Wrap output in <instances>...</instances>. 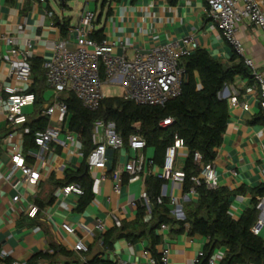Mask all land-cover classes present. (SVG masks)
I'll list each match as a JSON object with an SVG mask.
<instances>
[{
    "label": "crops",
    "instance_id": "crops-1",
    "mask_svg": "<svg viewBox=\"0 0 264 264\" xmlns=\"http://www.w3.org/2000/svg\"><path fill=\"white\" fill-rule=\"evenodd\" d=\"M112 1L106 8L105 1L101 3L94 33L99 32L102 40L116 43L113 50L116 56L131 60L136 53H146L156 45L191 38L200 50L223 65H235L242 60L221 39L219 31L212 29L204 0ZM261 2L264 10V0ZM55 4L58 11L48 0H0V83L6 80L10 64L14 61L8 55L11 47L2 37L13 39L16 43L14 47L24 48L25 43H30L32 47L29 64L33 68V75L29 89L34 94L29 95L33 96V103L22 110L27 122L42 118L41 110L54 100L53 92L45 87L43 69L52 56L53 44L65 40L67 50L74 48V36L68 29L78 23L82 11L75 16L72 10L69 12L68 8L61 6L60 0H55ZM83 9H88V6L84 5ZM63 23L67 27L65 36L60 32ZM18 27L23 29L21 35L17 33ZM237 37L243 48V58L251 60L255 69L264 74L263 32L249 21L242 20L237 25ZM194 78L200 88L197 73ZM248 85L246 78L237 77L221 91L219 98L227 102L229 117L222 143L215 150L214 163L219 188L231 194L229 214L232 219L237 220L255 203L257 222H262L259 236L264 238V192L261 195L252 192L264 186V112L258 93L245 94ZM234 90L239 94L238 101L248 106L247 111L229 105ZM2 99L3 95L0 94V101ZM45 122L46 127L61 128L56 118L45 119ZM8 129L10 127L0 106V136ZM12 129L18 139L22 138L23 145L28 129L22 128V124ZM79 144L80 147L72 155H67L57 143L52 144L50 153L45 155L47 164L41 179L35 185L18 183L13 189L3 180L10 161L5 152L6 146L0 145V264L12 261L24 264H88L95 257L100 262L110 264L119 261L150 264V237L147 233L138 236V231L130 227L136 220L140 197L147 193L145 178H157L162 172L163 159L155 157L154 149L147 147L142 152L146 160L144 174L133 183H128L127 175L123 174L120 193L115 194L110 174L121 172L123 166L136 155L127 146L119 151H108L105 180H100L102 173L98 171L90 173L87 168L83 171L91 180L97 178L98 181L92 182V200L78 211L79 199L73 196L62 199L57 197L56 192L65 186L67 173L78 171L85 161L79 156V151L83 153L81 139ZM23 153L27 162L33 163L27 156L37 154L38 149L34 146L23 147ZM176 154L175 170H181L188 152L182 147ZM150 160H154V163ZM21 177V173L16 172L15 182ZM163 185L167 188V196L176 198L182 212L196 200L193 195L183 194L182 184L165 181ZM16 195L20 199L13 207L11 198ZM168 208L172 212L169 205ZM114 219L126 225L127 231L135 236L112 239L110 231L115 229ZM97 220L102 221L106 229L102 234L94 232L92 237H87L80 230L69 236L61 228L63 223H67L75 228L81 224L93 229ZM188 230L189 225L184 224L181 231L176 226H168L163 233L158 229L154 232L160 238L155 251L159 255L162 250H167V264H195L198 255L207 248V238L189 235ZM107 234L106 240L111 241L108 248L102 242ZM79 239L87 245L86 253L73 250ZM225 252L223 247L215 249L211 256L212 264H220Z\"/></svg>",
    "mask_w": 264,
    "mask_h": 264
},
{
    "label": "built area",
    "instance_id": "built-area-1",
    "mask_svg": "<svg viewBox=\"0 0 264 264\" xmlns=\"http://www.w3.org/2000/svg\"><path fill=\"white\" fill-rule=\"evenodd\" d=\"M98 0H86L85 6L90 2L97 3ZM207 6V15L212 23V29L219 31L223 39L233 50L234 54L242 58L243 64L249 70L253 83L245 88V94L258 93L260 106L264 112V74L258 72L252 61L243 58V48L237 37V25L242 20L261 30L264 34V10L261 0H204ZM97 12L95 10L83 9L78 23L70 27L68 32L74 36V48L67 50L65 40H59L52 46V56L45 62L44 79L45 87L52 91L54 100L46 108L42 109L40 116L45 119L56 118L61 124V128L46 127L34 133V147L38 149L37 154H28L33 163H28L23 153L22 138L16 137L12 127L23 124L26 119L22 110L33 103V96L27 92L32 79L31 66L29 64L32 47L30 43H25L24 48L14 47L16 43L13 39L2 37V40L11 48L8 55L14 59L10 64L6 80L0 83V94L3 95L1 111L11 129L0 145L6 146V155L9 157V168L3 180L12 189L16 184L24 183L35 185L42 177V171L46 170L45 155L50 153L51 145L57 143L67 155H72L80 147V136L69 130V114L66 104L60 100V95L71 93L81 104L90 111H96L102 100L105 98L103 86H117L121 90L120 97L124 101L132 102L136 106L143 107H163L169 100L177 98L181 94L184 69L182 60L190 57L199 49L198 44L191 38L182 41L171 42L163 45H156L146 53H136L131 60H126L113 54L116 43L105 40L95 41L91 38L95 31L97 22ZM17 33L22 34V27L17 28ZM123 47V43H119ZM238 92L233 91L229 99V105L233 108L239 107L243 111L248 110L245 103L238 101ZM171 120L162 122L161 126L170 125ZM62 138V139H61ZM94 147L86 158L81 151L79 156L85 159L88 172H100V180L107 178L105 175L107 152L119 151L125 147L123 140L117 132L113 121L98 122L95 124ZM183 147V142L176 140L173 146L166 148L163 158L162 172L157 178L164 181L182 184L184 174L180 170H175L177 150ZM127 148L135 153L132 161L127 162L121 172H112L110 179L113 182V191L120 193L123 183V174L127 175V182L133 183L144 174L146 160L142 152L146 149V143L140 134L135 133L129 136ZM193 162L199 167V174L194 180L195 187L203 184L209 190L219 188L218 177L214 161L203 163L198 152L193 154ZM20 172L22 177L16 181V172ZM235 175V173H233ZM97 178L92 182H97ZM166 186L163 185L160 195L155 198V204L161 205L163 198L168 199V205L172 208V216L179 221L184 220V214L177 203L176 198L168 197ZM84 194L82 187L77 183L65 185L57 189L56 195L59 198L75 197L80 199ZM190 195L196 197L195 188H191ZM18 195L11 198V205L14 207L19 202ZM140 205L145 209L144 222L151 219L153 201L142 194ZM121 223L114 219V227L119 228ZM62 230L69 236L74 235L77 230L83 232L87 237H92L94 232L104 233L105 225L97 220L93 229H89L81 224L76 228L63 223ZM262 222H256L251 232L260 235ZM161 233L168 230V226L163 224L158 229ZM73 250L79 253L88 251L87 245L82 239L77 240ZM167 250H162L159 254V263L167 264ZM202 253L198 255L195 264H198ZM150 264L156 261L150 257ZM9 264H24L19 261H12ZM116 264H128L119 261ZM208 264H212L211 259Z\"/></svg>",
    "mask_w": 264,
    "mask_h": 264
},
{
    "label": "trees",
    "instance_id": "trees-1",
    "mask_svg": "<svg viewBox=\"0 0 264 264\" xmlns=\"http://www.w3.org/2000/svg\"><path fill=\"white\" fill-rule=\"evenodd\" d=\"M66 7V2L64 0ZM118 1V0H114ZM135 2L136 0H130ZM103 2V1H102ZM104 4V3H103ZM66 24L60 26V32L66 35ZM91 38L101 41L99 32L92 34ZM184 69L181 94L169 100L163 107L136 106L132 102L124 101L121 97L104 98L99 108L90 112L84 109L79 101L71 94L65 93L62 100L68 109L69 130L78 134L81 139L84 158L93 145L95 124L98 122L113 121L117 132L121 136L125 147L130 135L138 133L146 143V148H153L155 157L164 158L166 148L173 146L176 140L183 142L187 150L181 172L184 174L182 183L183 194H189L195 188L196 200L183 210L184 220L179 221L170 215L168 199L163 198L162 204H155L154 200L160 195L165 183L159 178L146 177L147 196L153 201L150 221L144 223L145 209L138 207V214L130 229L137 230L138 236L147 233L150 237L149 252L151 257L159 263V255L155 246L160 238L154 232L163 224L178 227L183 230L184 224L189 225V235H199L207 238L209 244L202 253L198 264H208L212 252L223 247L226 252L220 264H264V238L254 235L251 230L257 222L256 204L246 209L235 220L229 214L231 194L224 189L209 190L203 184L195 187L194 180L199 174V167L193 162V154L198 152L203 163L215 159V150L221 145L228 121V104L221 100L218 94L223 87L232 83L237 77L246 78L249 85L253 83L249 70L239 61L235 65H223L213 60L208 53L198 49L190 57L181 62ZM31 66V65H30ZM33 75V68L31 66ZM197 73L200 88L196 85L194 74ZM45 82V79H44ZM28 94H34L31 89ZM36 101V100H35ZM170 119V125L161 126L164 120ZM47 126L45 119L38 118L31 122L25 121L22 128L28 129L24 135L25 149L34 146L33 136L38 130ZM11 129L4 132L0 139L11 133ZM154 163V160H150ZM163 164V160L162 163ZM85 161L78 171L67 173L66 184H79L84 194L79 199L77 210H82L92 200V180L87 173ZM258 195L264 192V186L252 191ZM128 227L121 224L119 228L111 230L112 239H129L134 235L127 231ZM103 237L105 247H110L111 241ZM88 264H110L100 262L95 257Z\"/></svg>",
    "mask_w": 264,
    "mask_h": 264
},
{
    "label": "rangeland",
    "instance_id": "rangeland-1",
    "mask_svg": "<svg viewBox=\"0 0 264 264\" xmlns=\"http://www.w3.org/2000/svg\"><path fill=\"white\" fill-rule=\"evenodd\" d=\"M50 5L56 10L58 11V7L55 4V0H48ZM103 0H98L97 3L94 2H90V4L88 5V9L90 10H95L97 13H99L100 11V5L102 3ZM105 4L104 7L106 8L109 5H111L113 3L112 0H104ZM86 0H68L66 2V8H68L70 12V10H72L73 14L76 16V14L80 11H82L84 5H85ZM102 92L104 94V96L106 98H115V97H120L121 91L120 89L116 88V87H112L110 85H104L102 88Z\"/></svg>",
    "mask_w": 264,
    "mask_h": 264
},
{
    "label": "water",
    "instance_id": "water-1",
    "mask_svg": "<svg viewBox=\"0 0 264 264\" xmlns=\"http://www.w3.org/2000/svg\"><path fill=\"white\" fill-rule=\"evenodd\" d=\"M60 4L63 7L65 5V1L64 0H60ZM221 95V92L218 94V97Z\"/></svg>",
    "mask_w": 264,
    "mask_h": 264
}]
</instances>
